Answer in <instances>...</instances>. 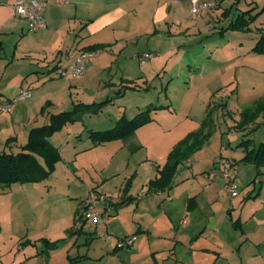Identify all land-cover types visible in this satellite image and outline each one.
<instances>
[{
  "label": "crops",
  "instance_id": "0c3cea01",
  "mask_svg": "<svg viewBox=\"0 0 264 264\" xmlns=\"http://www.w3.org/2000/svg\"><path fill=\"white\" fill-rule=\"evenodd\" d=\"M14 1L0 0V87L18 86L13 94L6 87L0 90V103L14 102L11 111L1 112L11 122L6 136L10 140L4 151H20L29 130L49 123L53 113L77 109L82 114L66 125L64 133L51 137L61 154L57 168L64 170L66 178L52 177L45 182L46 190L34 182L0 184V232L10 239V245L28 235L22 208L30 203L31 193L59 194L75 204L47 238L72 242L75 237H67V231L82 232L90 242L97 226L85 222L82 211L89 191L99 187L111 202L109 209L100 207L109 215L105 229L124 236L137 234L139 239L132 252L148 247L157 253L153 264H161V260L163 264H264V167L259 175L256 164L242 161L247 148L241 145L246 139L252 140L250 148L264 143V115L246 130H240V121L233 117L229 132L214 133L187 159L192 172L182 166L183 162L171 188L158 191L149 186L174 146L201 127L212 104L226 107L228 113L229 105L236 106L234 98H241L245 107L238 110L242 113L264 98V53L253 50L264 34V4L217 0V8L195 16L190 11V0H46L50 1L43 13L46 26L31 31L26 19L14 15ZM250 9L252 14H259L249 32L237 35L236 44L230 39L222 47L219 40L225 37L218 36L228 30L233 36L230 25ZM191 42L199 43L192 54ZM173 48L178 51L172 63ZM85 50H95L96 55L87 63L84 75L69 78L56 74L60 62L71 61ZM146 52L156 58L142 64L135 55ZM214 56L226 61L214 63ZM191 67L198 74L210 75L204 88L208 89L209 99L194 117L181 114L183 99L158 96L155 100L145 96L147 93L130 107L123 106L126 102L121 98L128 94L124 86L132 87L134 81H153L162 70L174 73L178 68ZM22 88L29 89L31 96L20 99ZM256 89L254 94H243V90ZM117 101L121 109L105 116L108 106ZM105 102L112 104L103 105ZM151 107V120L123 138L97 143L89 135L91 129L112 128L122 116L132 118ZM221 157L238 184L236 196L227 192L224 177L209 175ZM81 237H76V244ZM113 239L106 238L113 242L93 248V256L89 249L94 243H88L80 261L130 263L129 254L128 261L116 257L119 250ZM68 258L73 264L79 260L71 254Z\"/></svg>",
  "mask_w": 264,
  "mask_h": 264
},
{
  "label": "rangeland",
  "instance_id": "374dc122",
  "mask_svg": "<svg viewBox=\"0 0 264 264\" xmlns=\"http://www.w3.org/2000/svg\"><path fill=\"white\" fill-rule=\"evenodd\" d=\"M241 1L243 4H245L244 2L245 0H241ZM249 1H252V0H249ZM255 1L256 3L264 4V0H255ZM228 32L230 33L231 31L228 30ZM248 32L249 30H234L235 34H232L233 36L225 32V34H221V36H218L221 38L225 37V39L224 40L218 39V40L221 41V46L225 47L226 42L229 41L230 39H232L233 42L236 44L237 43L236 36L239 35L240 33L246 34ZM219 34L220 33H218V35ZM202 41L203 40L200 41L201 45H202ZM211 45L212 43H208V46H211ZM191 46L192 47H189L191 48L189 51L192 54L194 51L198 49L199 43L191 42ZM177 48L175 50L174 48L172 49L174 51L173 56L170 58L172 63L175 61V56L177 55V51H178ZM209 50H210V47H209ZM19 61H23V59L19 58ZM212 61L214 63L215 62L223 63L226 61V59L220 56L215 59V56H214V59ZM20 63L22 62H19L16 64L19 65ZM209 63L211 64L213 68H215L214 64H212L211 62ZM187 69L183 70L182 68H178L177 69L178 72H174V73H168V72L164 73L162 70L160 71L159 75L157 74L155 75L156 77L154 76L155 79H153V81H151V79L148 81H144V82L134 81V83H132L133 84L132 87L124 86L123 89L124 90L127 89L128 94H126V96L121 98L122 102H126L123 104V106L127 105L128 107H130L131 104L135 100L141 98L142 95H145L147 93V95L145 96L155 99V100L156 98H158V96H160L161 98H163V96H165V98L166 97L173 98V99L175 98L176 100L183 99L184 107L180 109L181 114H191V116L194 117V115H196L195 111L198 108L203 107L206 100L209 99L208 89H204V88L205 86H207L206 78H209L210 75L207 73L206 75L198 74L196 73V70H194L192 67L187 68ZM10 70H12V67L10 68ZM163 74H165V76H163ZM220 75L221 74H218V76ZM211 76L213 77V75ZM161 80L163 81L162 84L160 83ZM4 87L8 89L7 92L8 93L10 92V94L17 92V89H18V86H13L12 84L10 85L2 84L0 87V90H2L1 88H4ZM256 91L257 89L251 90V91L243 90V94L245 93L249 94L250 92L254 94V92ZM260 92H263V91H260ZM234 101L236 102L235 104L236 106L233 107V105L232 106L229 105V108L231 110L228 113L225 110L226 107H221L218 105L216 106L215 103L212 104V106L210 107L207 117L210 119L208 120L211 122V124L209 127L208 126L206 127V130L208 129L214 130L210 138H212L214 133L221 135V133L223 132H229V124H231L230 121H232L233 117L237 118V120L239 121L241 120L242 116L238 109L240 108L243 109L245 105H243L241 98H239V100L236 101V97H235ZM102 104L110 105L112 103L105 102ZM121 107L122 106H120V102L117 101L115 105L113 104L111 106H108L104 114L107 117L110 115L113 116L115 114V111H117L118 109H121ZM78 113L80 115V113L82 114V111L79 110ZM3 116L4 115L0 112V151H4V149L6 148L7 142L10 140V138L6 136H8V130H9V127L11 126V122L9 120H5ZM91 124H93L92 121H91ZM260 128L261 126L256 129H253V131H258ZM65 130H66V126H64L62 130L57 131L55 136L61 135L62 133L65 132ZM238 136H233L232 138H236ZM15 145L20 146L19 143L17 142L15 143ZM17 146L15 147V149L18 150V148L20 147H17ZM222 160L225 161L223 157L219 158V161H217L218 167L215 169H218V171L220 170V163ZM187 164L190 165L189 160H185V164H182V166L185 167L186 169H189L190 172H192L193 169L188 167ZM230 168L229 170L231 172ZM180 173H182V171ZM52 177L56 179H62V178L64 179L66 178V173L64 172V170L57 168V164H56L55 168L52 170L51 175L49 177L42 179L38 182H34V183H38L39 184L38 187H42L43 189L46 190L48 189V187H46L45 182H50ZM17 183H22V182H17ZM40 189L41 188H39V191H41ZM102 192H103L104 197L108 198V196L106 195L107 193H105V190L104 191L102 190ZM30 200H31L30 203L24 204L22 208L26 212L25 214L23 212V219L26 221V226H27L25 232H28V235L24 238V240L21 242L15 243L14 246L12 247V245H10V239L7 238L4 234H1L0 232V264H73L72 260L68 258L70 254L73 258L75 257L79 258V260H77L76 263L74 264H95L94 263L95 261H91V260L85 263L81 262L80 254H84L87 251V246L89 245L88 243H94L93 247L89 249L90 255L93 256L94 255L93 248L95 247L99 248V245H102L104 243L107 244L108 242H113V241H106V237L101 236V233L103 232L106 235H110V237L114 238L113 240L115 241L116 247L119 250L118 255L121 257L120 258L119 256H116L118 259H123L125 261H128L127 258L129 254L131 261H128L130 262L128 264H136L135 262H138L137 264H153V261H152L154 260L153 255L157 253L156 252L154 253V251L150 250L148 247H144L139 252L137 251L132 252L131 249L133 248V246L132 247H127V246L119 247L118 246L120 240L124 238L128 239L130 237H133L136 239V242H137L139 239V236L137 234H131V235L129 234V235L124 236V235H121L120 233H115L110 229L109 232L112 233L111 235V233H109L105 229L106 226L105 227L103 226L105 223V220L98 224H94L97 226L95 230L96 235L93 234L95 238L91 239L90 242H88V240L86 241V235H87L86 233L76 232L73 234L72 233L69 234L68 231L66 234L67 237L69 238L75 237L72 242L70 241L67 242L69 239L65 240V239H60V238H55V237H53L55 238V240H50L47 237H50V235L58 229V226L62 223L63 220H65V218L71 212L70 211L71 206L74 207L75 204L72 201L67 202L66 200L60 198L59 194L51 195L50 193L47 195H44L43 193V194H39L36 196H33V193H31ZM3 226H5L4 223H3ZM80 234H82L80 243L76 244L75 243L77 240L76 237H79ZM162 236H165V235H162ZM54 241H59L58 247L50 248L49 247L50 243L52 244ZM174 243L175 242H173V244ZM38 247H40V250ZM173 250L174 249L170 248L169 251L173 252ZM161 252L165 255L164 250H162ZM181 252H185V251H181ZM162 262L163 261L161 260L160 263L163 264ZM213 262L214 261H208V263H201V264H214ZM100 264H108V263L106 262V263H100ZM122 264H125V263L122 262ZM222 264H225V262Z\"/></svg>",
  "mask_w": 264,
  "mask_h": 264
},
{
  "label": "trees",
  "instance_id": "16d2710c",
  "mask_svg": "<svg viewBox=\"0 0 264 264\" xmlns=\"http://www.w3.org/2000/svg\"><path fill=\"white\" fill-rule=\"evenodd\" d=\"M259 13L252 14V9L240 13L230 25L233 30H249ZM258 53H264V34L260 36L253 48ZM79 106V105H78ZM77 106V107H78ZM151 108L143 110L132 118L122 116L115 126L105 130H89V135L97 143L123 138L151 120ZM264 115V98L258 101L254 107L245 109L241 113V120L237 124L240 130H246L250 124ZM80 118L77 109L53 113L49 123L36 126L29 130L27 142L21 146V150L14 153L0 151V184L11 185L17 182H38L51 175L61 154L51 142V137L57 131L63 129L70 122ZM205 119L198 130L190 132L184 139L177 143L168 155L166 164L159 170L156 178L149 182L152 189L164 191L171 188L178 166L190 158L211 137L214 130H206L211 122ZM252 140L246 139L241 145L247 148L246 155L242 159L257 165L259 175L263 174L264 167V143L258 147L250 148ZM59 241L50 243V248H56Z\"/></svg>",
  "mask_w": 264,
  "mask_h": 264
},
{
  "label": "built area",
  "instance_id": "2783aa9c",
  "mask_svg": "<svg viewBox=\"0 0 264 264\" xmlns=\"http://www.w3.org/2000/svg\"><path fill=\"white\" fill-rule=\"evenodd\" d=\"M50 1L39 0H15L12 5V11L14 15L24 18L28 21L29 29L31 31H37L46 26V22L43 17L44 10ZM219 2L217 0H190V11L192 15H199L205 10H211L217 8ZM96 55L95 50H85L75 55L71 61L63 60L55 68V72L58 76H64L69 78L80 77L86 73L87 63ZM69 54L66 56V58ZM135 57L144 64L150 60H154L156 56L153 53H139ZM31 96V91L27 88H22L19 93L20 99H26ZM14 105L13 101H6L0 103V112L11 111ZM191 163V162H190ZM210 176H222L227 180L226 189L229 195L236 196L239 194V187L235 179L232 177L229 170V165L225 161H221L220 170L214 169L209 172ZM111 208V202L108 198L104 197L100 188H94L89 191L84 201V207L82 211V219L87 223L98 224L108 218V213L101 209ZM101 236L109 238L110 235H106L104 232ZM136 242V239L130 237L128 239H121L119 247H132Z\"/></svg>",
  "mask_w": 264,
  "mask_h": 264
}]
</instances>
